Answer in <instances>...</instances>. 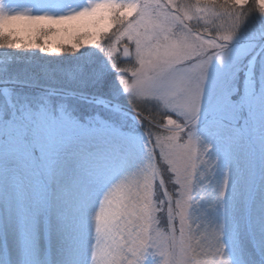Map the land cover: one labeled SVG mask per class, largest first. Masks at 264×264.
Returning <instances> with one entry per match:
<instances>
[{"label":"snow or ice","instance_id":"1","mask_svg":"<svg viewBox=\"0 0 264 264\" xmlns=\"http://www.w3.org/2000/svg\"><path fill=\"white\" fill-rule=\"evenodd\" d=\"M0 264H264V0H0Z\"/></svg>","mask_w":264,"mask_h":264},{"label":"rangeland","instance_id":"2","mask_svg":"<svg viewBox=\"0 0 264 264\" xmlns=\"http://www.w3.org/2000/svg\"><path fill=\"white\" fill-rule=\"evenodd\" d=\"M44 39H49V42H50V43L53 42V41H55L56 43H60V42L63 41L64 37H63V36H56V37H54V38H41V43L44 42ZM22 42H27V40H26V39H23ZM65 46H70V45H65ZM21 51L23 52V51H25V50H21ZM28 54L31 55L30 52H29ZM35 55L40 56V55H42V54L36 52ZM128 123H129V124H133L134 122L130 119V120L128 121ZM165 167H166V166H165Z\"/></svg>","mask_w":264,"mask_h":264},{"label":"trees","instance_id":"3","mask_svg":"<svg viewBox=\"0 0 264 264\" xmlns=\"http://www.w3.org/2000/svg\"><path fill=\"white\" fill-rule=\"evenodd\" d=\"M19 51H21V50H19ZM29 56H30V54H28ZM38 56V55H37ZM51 57H49V59H50Z\"/></svg>","mask_w":264,"mask_h":264}]
</instances>
